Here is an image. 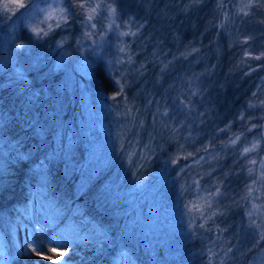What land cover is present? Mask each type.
Masks as SVG:
<instances>
[{
	"label": "trees",
	"instance_id": "trees-1",
	"mask_svg": "<svg viewBox=\"0 0 264 264\" xmlns=\"http://www.w3.org/2000/svg\"><path fill=\"white\" fill-rule=\"evenodd\" d=\"M9 1L0 0V29L7 25V13L27 0ZM108 1L135 25L137 34L129 48L137 77L129 74L120 93L99 62L91 85L104 96L116 97L114 101L134 102L137 124L142 122L138 142H150L151 156L134 162L108 160L102 170L106 175L95 177L82 194L76 192L78 178L68 173H73L71 163L77 161L81 146L74 161L56 153L67 119L65 108L77 98L75 92L72 99L60 91L61 72L55 70L56 47L62 39L53 33L39 41L25 27L13 43L0 39V242L6 264L29 261L17 253L4 224L19 214H13L18 206L27 205L29 192L39 198L42 218L49 209L82 231L101 232L74 248L76 257L71 260L77 264H117L123 252L124 264H249L264 248V240L256 244L245 226L253 186L264 197V183L262 176L249 172L256 154L243 152V147L261 139L255 133L259 128L252 126L261 125L264 114V0ZM18 44L25 47L19 49ZM7 58L9 67L4 69ZM236 136L237 144L229 145ZM200 156L206 157L202 170L210 174L203 181L212 190L219 189V199L212 205L215 215L198 231L175 235L146 261L117 239L131 214L126 209L133 204L129 198L144 182L166 185L174 177L172 192L163 194V203L172 205L173 189L187 175L179 174V166ZM189 172L204 179L197 167ZM182 194L177 198L186 203L189 194ZM170 251L174 255L168 257ZM36 262L43 264V259Z\"/></svg>",
	"mask_w": 264,
	"mask_h": 264
},
{
	"label": "rangeland",
	"instance_id": "rangeland-1",
	"mask_svg": "<svg viewBox=\"0 0 264 264\" xmlns=\"http://www.w3.org/2000/svg\"><path fill=\"white\" fill-rule=\"evenodd\" d=\"M11 2L12 0L9 1V4ZM88 2L92 4L111 3L115 7L114 3L108 0H88ZM248 3L243 0V4ZM18 4L7 13L8 18L5 22L7 25L0 29V39L3 38V41L13 43L20 34L21 27H25L36 38L37 36L32 31L34 28L43 29L48 35L57 33L58 36L59 33L58 37L62 39L56 47L58 51L55 70L61 72L60 91L71 96L72 99L75 92L77 98H75L74 105L65 108L67 119L66 122L62 123L61 138L56 145V153L65 157L66 160L74 161L73 157L78 154L76 149L81 146L77 161L71 163L73 173L71 171L68 173L69 177L78 178L76 192L82 194L95 177L105 176L106 172L102 170L106 168V165H109L107 164L108 160L115 162L121 158L127 162H134L141 156L143 158L151 156V154H147L149 152L147 148L151 146L150 142L145 144L141 141L138 142L140 134L138 132L142 128V122L137 124V115L132 111L134 102L128 98L122 102L114 101L112 99L114 96H104L91 85L94 68L99 62L105 64L120 93L125 91L124 82L126 79L130 80L129 74L135 75L134 78L137 77L136 72L131 70L133 68L131 63L133 62L132 60L129 61V55L131 56L129 42L131 39L133 40L134 36L119 35L120 32L128 31L129 25L131 31L136 32L132 20L121 17L116 9L115 24L112 25V30L108 31L111 17L106 10L101 9L92 21L96 24V28L87 29L93 33V36L87 38L85 36L83 10L75 3H70L69 0H63V4L60 0H27ZM61 7L67 8L72 13L66 24L61 22L62 26L57 28L55 26L56 20L47 18V22H44L46 10ZM70 18L72 19L71 23L69 22ZM50 24L52 25L51 31H49ZM116 25L119 27L117 28ZM43 37L45 36L42 34L38 38L39 41ZM122 47L125 48L124 52L120 51ZM5 61L7 62L2 63V66L4 69H8L10 59L7 58ZM120 85L123 87L121 88ZM252 127L254 130L259 128L255 133L261 134L259 141H253L257 144L256 149L250 151L256 154V158L251 163V170L255 177L259 178L264 173V152L259 156L260 151L264 149V114L261 125L253 124ZM131 134L136 136H131ZM128 137H130L129 141H127ZM238 141L235 144L229 143V145L235 146ZM117 154L118 157L115 156ZM56 157L57 155L52 156L51 161ZM205 159L206 157L200 156L188 165L179 166V174L185 173L187 175L185 180L179 179L177 188L173 189L176 201L172 205H169V201L167 204L166 202L163 203V194L169 196L172 192L170 182L174 177L167 181L166 185H162V181L156 182L157 184H151L153 182L149 181L142 183L136 192L133 191V196L129 198L133 204L126 208L127 210L131 209V214L126 223L122 225L117 239L121 238L123 245L125 243L131 245L135 253L140 254L148 261V258L154 256L158 249L165 247L166 243L175 235H183L187 231H198L201 224L206 226L205 223L210 220L208 217L214 213V210L212 207L207 208L202 198H211L213 205L219 199L220 193L210 197V193L214 194L216 190H212L213 186L210 183L203 181L209 180L210 176L209 173L207 174L205 170H202L201 164L205 162ZM127 162L126 164H129ZM175 165L176 163H173L170 168ZM193 167H197L198 170L201 169L204 179L198 174L192 175L189 172V169ZM205 168L207 167L205 166ZM175 177L178 178V176ZM262 180L264 183V177ZM104 186L107 187L106 184ZM148 188H151L150 192L145 193ZM253 189V194L247 200V208L245 209L247 213L245 226L252 232L255 243L259 244L263 241L259 239L260 229L251 225L253 223L264 225V197L260 196V188L253 186ZM141 191L145 194L142 193L141 195ZM184 191L189 194L188 199H185L187 200L186 203L178 199L185 196V194L180 195ZM107 195L112 197L108 192ZM26 198L27 205L18 206L15 209L16 212L13 213L19 214L9 216V222H4L10 229L12 242L17 253L21 255L23 260L29 259L27 264H37L36 261L40 258L31 255L26 256L23 253L27 250V244L41 242L46 249L56 248L55 252L47 253L49 259H43V264H63L64 260H67V264H77L71 260L76 257L74 256V248L80 243L85 245L87 242H91L92 239L88 240L89 237L98 236L101 232L98 231L94 235L92 229L87 228L88 231H82L76 224L66 223L62 214L50 213L49 209L44 211L42 218L39 198L35 192H29ZM201 212L204 214L203 218ZM13 218L16 219V222H13ZM25 219L28 223L24 221ZM75 241H79V243L75 244ZM61 246H70V248L64 251ZM78 255L82 256L81 253ZM167 255L171 257L174 253L170 251ZM228 255L229 252L225 248V257ZM123 256L124 252L117 260V264H124ZM7 262L4 256V248L0 242V264ZM249 264H264V248L254 254Z\"/></svg>",
	"mask_w": 264,
	"mask_h": 264
},
{
	"label": "snow or ice",
	"instance_id": "snow-or-ice-1",
	"mask_svg": "<svg viewBox=\"0 0 264 264\" xmlns=\"http://www.w3.org/2000/svg\"><path fill=\"white\" fill-rule=\"evenodd\" d=\"M61 4H63V0H60ZM70 3H75L76 6H78L81 10H83V14L85 16V36L87 38H91L93 36V33L91 31H87V29H95L96 28V24L92 23V21L95 19L96 15L98 14V11L101 9H104L108 12L109 17H111V23L108 26V31L112 30V25L115 24V17H116V8L113 7V5L111 3H105V4H99V3H89L88 0H69ZM249 7L251 5H248ZM72 13L69 12V10L67 8H59V9H48L46 10V20L44 22H47V18H51L53 20H56V27L59 28L61 27V22L63 23H67L69 16ZM116 27L118 28L119 25H116ZM52 30V25H49V31ZM32 31L35 33V35L37 36V38H40L41 35L43 34V36H47L48 33L44 32L43 29L37 30V29H32ZM137 33L131 31V26L129 25V30L125 31V32H120L119 35L121 36H135ZM93 43H95V41H93ZM17 48L19 49H23L25 47V45L23 44H18L16 45ZM121 52L125 51V48L122 47L120 49ZM259 58V57H257ZM129 61H131V56L129 55ZM120 87L122 88L123 85H120ZM116 97H112V99H115ZM241 119H243V117H240ZM221 131H223V129H221ZM239 140V136H236L235 139L230 138V143L235 144L236 141ZM257 147V144L254 142L252 145V148H248L245 147L243 149L244 153H248L249 151L255 150ZM207 150V149H205ZM189 156L191 155V153L188 154ZM178 160V157L176 158ZM175 162V161H174ZM253 163H255V161H253ZM249 172L251 174L252 170L249 169ZM262 177H264V173H262ZM249 191H251V186H249ZM213 195H219V189H216V192L214 194L210 193V197ZM204 199V203L206 205L207 208H211L212 207V199L211 198H202ZM203 212H201V217L203 218ZM211 215H215V213H212ZM211 215H209V219H211ZM251 217V214H250ZM252 227L258 228L260 229L258 235H259V239L260 240H264V225H259V224H255L253 223L251 225ZM201 227H203V225H201ZM63 248L64 251H67L70 246H61ZM56 248L52 247L51 249H46L44 248L43 244L41 242H33V243H29L27 244V250L25 251V253H23L24 255H31L34 257H38L40 259H49V256L47 255V253L49 252H55ZM63 264H67V260L63 261Z\"/></svg>",
	"mask_w": 264,
	"mask_h": 264
}]
</instances>
